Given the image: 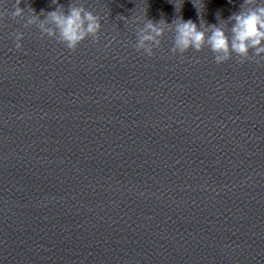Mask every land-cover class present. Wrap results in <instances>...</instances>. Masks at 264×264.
I'll return each instance as SVG.
<instances>
[{
    "label": "clouds",
    "instance_id": "1",
    "mask_svg": "<svg viewBox=\"0 0 264 264\" xmlns=\"http://www.w3.org/2000/svg\"><path fill=\"white\" fill-rule=\"evenodd\" d=\"M170 2L174 3L178 14L171 23L164 19H148L146 10L134 18L133 23L137 27L133 47L137 52L147 57L154 56V50L161 46L162 38L171 33L170 51L173 55L182 56L189 50L200 52L208 48L217 65L231 60L234 56L241 64L250 60L256 63L264 61V0H243L239 11L231 14L226 20L217 15V24H208L203 19V0H192L200 18L199 24L191 19L185 21L179 15L183 2L179 7L174 0ZM20 4L21 0H15L12 10L0 12V16L22 21L25 28L35 26L42 36L55 39L69 51L74 52L89 37L94 42L99 41L101 17L76 0H71L67 9L60 5L58 0H52L55 9L41 10L39 14L30 5L27 6L26 12ZM13 36L15 48L21 49L24 33L17 31Z\"/></svg>",
    "mask_w": 264,
    "mask_h": 264
}]
</instances>
